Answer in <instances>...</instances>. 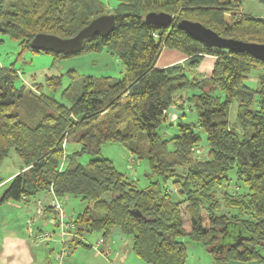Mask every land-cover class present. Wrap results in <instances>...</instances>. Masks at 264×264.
Listing matches in <instances>:
<instances>
[{
  "label": "trees",
  "instance_id": "obj_1",
  "mask_svg": "<svg viewBox=\"0 0 264 264\" xmlns=\"http://www.w3.org/2000/svg\"><path fill=\"white\" fill-rule=\"evenodd\" d=\"M245 1L120 0L109 11L100 0H0V45L9 36L23 51L36 53L44 52L30 46L37 34L68 39L92 20L115 15L113 32L88 39L79 54L45 53L57 61L107 50L124 67L121 78L75 80L76 71H70L72 82L62 92L67 104L44 92L58 91L62 76L28 87L17 85L12 67L0 66V163L14 149L23 164L0 201L43 193L79 197L88 205L74 220L73 244L84 245L79 237L86 233L107 237L118 227L147 264H186L182 238L207 248L214 264L264 263V61L209 47L177 27L188 20L223 38L264 44V17L243 13ZM151 12L170 14L172 25L146 23ZM165 49L182 54L184 62L158 67ZM207 62L209 76L200 72ZM253 72L257 89L246 84ZM186 105L196 122H183L186 115L178 114L177 133L167 138L161 131L174 123L169 108L184 112ZM69 143L80 149L66 153ZM108 143H121L138 157L146 151L147 177L160 181L139 188L112 161L96 158ZM85 154L93 158L83 165ZM231 173L247 194L229 191ZM176 195L182 200L175 201ZM222 206L225 213L218 214Z\"/></svg>",
  "mask_w": 264,
  "mask_h": 264
},
{
  "label": "rangeland",
  "instance_id": "obj_2",
  "mask_svg": "<svg viewBox=\"0 0 264 264\" xmlns=\"http://www.w3.org/2000/svg\"><path fill=\"white\" fill-rule=\"evenodd\" d=\"M100 1L106 5L109 11L116 8L120 2V0ZM242 12L264 17V5L256 0H247L243 2ZM3 40L4 42L0 45V66L12 67L19 74L20 80L17 81V85L24 84L32 87L42 84L45 86L47 77L62 76V86L58 91L53 92L44 87V92L52 94L56 99L67 104L70 102L68 99L62 98V92L72 82L69 75L70 71H76L77 78L75 80L86 75L121 78L124 73L123 64L107 50L100 53H83L56 61L50 53L23 51L19 42L12 40L9 36H3ZM179 56V53L165 49L158 60V65L167 67L183 63L185 59H175ZM209 66L208 62L203 63L200 68L201 74L209 76L211 71ZM257 76L258 72H253L251 78L246 81V84L252 89L258 88ZM75 84L77 86L79 82L76 81ZM231 110L230 119L234 123L236 118L235 106ZM180 113L186 115L182 119L183 122L194 123L197 120V114L189 112L188 105L184 107V112ZM177 116L173 115L171 119L174 120V123H169L162 128L161 132H166L167 138L177 133ZM201 136L200 147L206 152L208 150L207 135L202 131ZM79 149L80 146L76 143H69L65 152L73 153ZM91 158H93L92 155L85 154L79 158V162L86 165ZM96 158L112 161L119 172L137 180L139 188H145L154 181H160V178L157 177L151 180L147 177V174L150 173V167L146 151L138 157L133 155L121 143H108L102 146L101 153ZM22 165V160L15 150L10 149L7 157L0 163V180L8 181L11 177L17 175ZM230 177L232 182L229 191L232 194H235V192L239 194L248 193V189L236 179L234 173H231ZM6 182L0 187V200L7 188ZM51 199L52 196L49 193H43L35 199L32 198L27 201L0 202V255L5 251L7 244L9 245L7 240L13 239V237H21L27 238L33 248V262L31 264H147L133 251L130 237H123V240H118L113 235L104 237L102 232H93L79 237L84 245L73 244L74 232L71 230L66 236H62L63 230L59 224L61 221L55 208L51 207L52 211L46 212V207L50 206ZM39 200L42 202L41 205L38 204ZM174 200L180 201L182 197L176 195ZM5 204H8V206L5 207ZM59 204L61 214L65 216L62 220L64 223L74 221L88 205L86 201L74 196H67L64 201L59 200ZM224 209L225 206H222L217 213H225ZM100 239H103L104 243L97 247ZM181 241L186 244L187 248L186 264H214L213 254L203 245L188 238H182ZM260 251L264 255V248H260ZM232 264L264 263L232 262Z\"/></svg>",
  "mask_w": 264,
  "mask_h": 264
},
{
  "label": "water",
  "instance_id": "obj_3",
  "mask_svg": "<svg viewBox=\"0 0 264 264\" xmlns=\"http://www.w3.org/2000/svg\"><path fill=\"white\" fill-rule=\"evenodd\" d=\"M173 16L160 12H151L145 16L146 23L155 27H168L173 23ZM116 18L113 14H105L92 20L87 26L81 29L74 37L63 39L50 34H37L30 46L32 49L56 54L72 55L83 51L85 43L94 36H108L115 29ZM177 27L187 32L196 41L202 42L209 47L225 49L236 53H248L255 59L264 61V44L247 43L230 38H223L216 32L206 28L198 22L182 20ZM180 114L174 107L169 108V120L173 115ZM173 193L174 189H170ZM138 216H140L138 214ZM118 240H123L120 228L116 227L112 233ZM236 245V244H233Z\"/></svg>",
  "mask_w": 264,
  "mask_h": 264
},
{
  "label": "crops",
  "instance_id": "obj_4",
  "mask_svg": "<svg viewBox=\"0 0 264 264\" xmlns=\"http://www.w3.org/2000/svg\"><path fill=\"white\" fill-rule=\"evenodd\" d=\"M172 51V50H170ZM177 52V51H175ZM179 53V52H177ZM180 54V53H179ZM173 58V56H172ZM175 59L178 60H184L185 57L180 54L179 57H176ZM174 60V59H173ZM158 67H163L164 65ZM166 67V66H165ZM11 177L10 179H12ZM10 179L6 181L0 180V187L3 185L4 182H6V185H9ZM64 201V199H63ZM1 202V201H0ZM13 202V201H12ZM11 203V202H8ZM5 207L8 206V204L4 205ZM9 245L7 244L5 251L0 255V264H31L33 262V255H32V246L30 245L27 238H15L7 240ZM7 255H10L9 257H6Z\"/></svg>",
  "mask_w": 264,
  "mask_h": 264
},
{
  "label": "built area",
  "instance_id": "obj_5",
  "mask_svg": "<svg viewBox=\"0 0 264 264\" xmlns=\"http://www.w3.org/2000/svg\"><path fill=\"white\" fill-rule=\"evenodd\" d=\"M38 204L41 205L42 202L39 200L38 201ZM50 207L52 208H55L56 212H57V215L58 217L60 218V226L63 230V233H62V236H66V234H68V232H70L72 230V232H75L76 230V226H75V223L74 221L72 220L70 223H64L62 220L65 216H63L61 214V207H60V204H59V199H57L56 197H52L51 199V203H50ZM43 209V208H41ZM59 213V214H58ZM104 243V240L103 239H100V241L98 242L97 244V247L100 245V244H103Z\"/></svg>",
  "mask_w": 264,
  "mask_h": 264
}]
</instances>
